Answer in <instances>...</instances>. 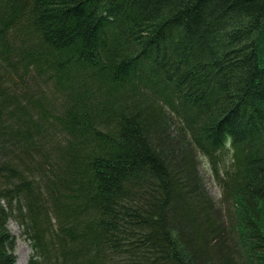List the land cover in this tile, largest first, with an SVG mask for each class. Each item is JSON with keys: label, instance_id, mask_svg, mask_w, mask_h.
I'll use <instances>...</instances> for the list:
<instances>
[{"label": "trees", "instance_id": "1", "mask_svg": "<svg viewBox=\"0 0 264 264\" xmlns=\"http://www.w3.org/2000/svg\"><path fill=\"white\" fill-rule=\"evenodd\" d=\"M9 220L26 264H264V0H0V264Z\"/></svg>", "mask_w": 264, "mask_h": 264}, {"label": "rangeland", "instance_id": "2", "mask_svg": "<svg viewBox=\"0 0 264 264\" xmlns=\"http://www.w3.org/2000/svg\"><path fill=\"white\" fill-rule=\"evenodd\" d=\"M35 96H36L35 98L37 99L40 97V94H37ZM200 162H201L199 166L200 173L203 178V183L205 185V188L211 197L217 199L220 197V189L212 176V172L209 168V163L204 157H200ZM7 228L14 238V243H13V254L15 256L14 264L17 262L19 255L22 256L21 258L22 260L20 264H23V261H25L26 264L28 257L31 253V249L27 240L24 239L21 233V229L13 220H9L7 222Z\"/></svg>", "mask_w": 264, "mask_h": 264}, {"label": "bare ground", "instance_id": "3", "mask_svg": "<svg viewBox=\"0 0 264 264\" xmlns=\"http://www.w3.org/2000/svg\"><path fill=\"white\" fill-rule=\"evenodd\" d=\"M21 258H22V256L19 255V258L17 259V262L15 264H20L21 263V260H22ZM23 264H25V261H23Z\"/></svg>", "mask_w": 264, "mask_h": 264}]
</instances>
